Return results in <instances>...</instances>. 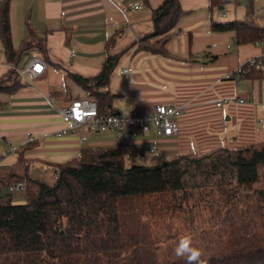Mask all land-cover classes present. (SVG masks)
<instances>
[{
    "label": "crops",
    "instance_id": "0c3cea01",
    "mask_svg": "<svg viewBox=\"0 0 264 264\" xmlns=\"http://www.w3.org/2000/svg\"><path fill=\"white\" fill-rule=\"evenodd\" d=\"M161 1L10 0L13 46L27 36L30 26L44 38L47 66L37 79L19 77L17 87L0 91V179L4 181L0 194L9 193L7 186L16 177L52 183L54 168L83 148L116 146L129 164L155 165L175 153L233 151L237 145L264 139V67L239 84H233L231 75L261 48L256 40L237 43L232 30L210 28L211 21L245 19L249 10L253 21L264 27V0H220L212 6L208 0H178L182 13L164 44L165 54L138 50L134 42L153 31L152 9ZM135 3L140 7L134 8ZM119 52L108 81L114 94L112 108L150 111L157 103L181 106L178 134L157 137L153 130L134 129L122 134L81 124L74 132L57 135L66 124L47 98L63 105L86 95L70 75L94 76L107 53ZM35 54L41 55L36 48L21 53L16 69ZM126 66L131 72L125 77L121 70ZM9 67L0 40V77ZM223 98H243L244 103L225 101L216 107ZM152 145L154 151L149 152ZM141 146L146 148L143 152ZM147 153L157 156L146 157ZM9 194L25 200V191Z\"/></svg>",
    "mask_w": 264,
    "mask_h": 264
},
{
    "label": "trees",
    "instance_id": "16d2710c",
    "mask_svg": "<svg viewBox=\"0 0 264 264\" xmlns=\"http://www.w3.org/2000/svg\"><path fill=\"white\" fill-rule=\"evenodd\" d=\"M9 3L0 0V40L10 65L0 91L20 83L16 66L25 50L36 48L47 60L44 38L30 26L13 46ZM250 12L211 21L210 28L234 31L237 43L260 39L264 27ZM181 13L178 0H162L152 9L153 31L134 42L136 49L165 54ZM120 53H107L94 76L70 75L100 113L115 112L108 81ZM219 151L175 153L145 165L127 163L116 146L90 147L58 165L52 183L24 178L22 203L0 194V264H186L175 248L189 234L205 264H264V139L238 146L233 156Z\"/></svg>",
    "mask_w": 264,
    "mask_h": 264
},
{
    "label": "built area",
    "instance_id": "2783aa9c",
    "mask_svg": "<svg viewBox=\"0 0 264 264\" xmlns=\"http://www.w3.org/2000/svg\"><path fill=\"white\" fill-rule=\"evenodd\" d=\"M134 8H139L140 5L135 3ZM256 45L261 48L260 54L250 56L241 62L232 72L233 84H239L246 73L251 69H262L264 67V39L256 40ZM74 55V50L70 51ZM47 62L41 55L35 54L27 58L25 64L17 69L19 76L23 80L37 79L46 68ZM131 72V67L122 68L123 76H128ZM235 101L239 104L244 103L243 98H223L215 102L216 107H220L222 102ZM48 103L52 106L55 113L59 116L66 127L57 132V135L74 132L75 128L81 124L88 125L96 131H114L118 133H126L128 129H134L140 132L153 130L157 137L175 136L179 132L178 121L183 113V108L177 105H167L157 103L150 111H138L132 109L130 111L118 110L111 113H100L96 101L87 96L73 98L68 103L63 105L56 104L52 97L47 98ZM243 145V144H242ZM240 146H235V149ZM146 148L141 146L140 152ZM149 152L154 151V146L147 148ZM58 175V168H54V179ZM9 193L16 191H25V180L20 179L7 186Z\"/></svg>",
    "mask_w": 264,
    "mask_h": 264
},
{
    "label": "clouds",
    "instance_id": "9594fccd",
    "mask_svg": "<svg viewBox=\"0 0 264 264\" xmlns=\"http://www.w3.org/2000/svg\"><path fill=\"white\" fill-rule=\"evenodd\" d=\"M175 255L178 259H186V264H205V261L201 259V251L193 247V238L190 234L180 239L175 248Z\"/></svg>",
    "mask_w": 264,
    "mask_h": 264
},
{
    "label": "rangeland",
    "instance_id": "374dc122",
    "mask_svg": "<svg viewBox=\"0 0 264 264\" xmlns=\"http://www.w3.org/2000/svg\"><path fill=\"white\" fill-rule=\"evenodd\" d=\"M30 52V51H29ZM35 52V51H34ZM29 54V53H28ZM222 150V151H219V152H217L218 154H222V155H225V153H228L229 152V154L230 155H234V152H235V149L233 150V151H229V150H227V149H223V148H218V149H215V150ZM227 150V151H226ZM208 152H210V151H208ZM216 153V154H217ZM148 155H146V157H150V156H157L156 154L155 155H151V153H147ZM145 161H151V160H145ZM163 161V160H162ZM146 163V162H145ZM148 163V162H147ZM149 163H152V162H149ZM145 164V165H151V164ZM13 198V197H12ZM19 198L17 197V196H14V198L12 199L13 200V202H15V203H22L23 201L22 200H18Z\"/></svg>",
    "mask_w": 264,
    "mask_h": 264
}]
</instances>
